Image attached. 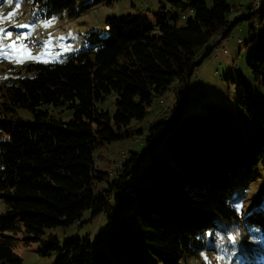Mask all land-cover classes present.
<instances>
[{"label": "trees", "instance_id": "trees-1", "mask_svg": "<svg viewBox=\"0 0 264 264\" xmlns=\"http://www.w3.org/2000/svg\"><path fill=\"white\" fill-rule=\"evenodd\" d=\"M31 2L42 17L77 2L81 10L91 5ZM259 2L230 19L238 7L229 0H159L149 11L154 24L136 12L107 16V28L89 31L85 45L62 61L29 62L0 79L1 264H20L13 250L18 240L39 239L60 224L80 225L85 210L107 214L106 248L88 237L61 244L53 238L43 246L44 253L58 252L53 264H183L203 250L229 247L231 227L244 230L243 264H264L263 251L249 252L264 250V198L239 212L234 207L264 173V102L238 77L247 125L219 103H207L203 113L185 110L194 67L243 18L253 20L246 64L264 86V0ZM169 89L174 102L165 115L121 131ZM112 92L110 113L98 102ZM124 137L138 140L120 166L111 174L98 168L95 146Z\"/></svg>", "mask_w": 264, "mask_h": 264}, {"label": "rangeland", "instance_id": "rangeland-1", "mask_svg": "<svg viewBox=\"0 0 264 264\" xmlns=\"http://www.w3.org/2000/svg\"><path fill=\"white\" fill-rule=\"evenodd\" d=\"M85 1L90 2L89 8L81 10L80 2H77L74 6L56 12L51 17H42L35 14V7L31 0H3L0 7V28L5 31H0V45L5 47L0 48V53H7V55L0 54V79L13 76L14 72L17 73L16 70L20 72L19 69L23 67V64L29 62L62 61L66 54L85 45L84 39L89 31L102 33L107 28L106 25L103 26L107 16L136 12L145 16L148 23L154 24L155 16L149 11L159 5V0ZM229 2L238 7L230 13L229 18L232 19L235 15L243 13L249 3H252V8L257 9L261 1L229 0ZM181 14L182 12L177 18L179 24L185 20ZM185 14L187 12H184ZM49 21L51 23H48ZM252 23V19H240L225 37L218 36L215 39V47L194 67L187 83L189 93L185 102V110L189 109L191 115L203 113L207 103H219L234 114L241 126L247 125L238 102L241 86L238 77L243 78L257 98L264 102V86L253 79L246 64V57L252 44L245 46V42ZM17 30L20 31L18 36L14 35ZM25 39H30L35 44L34 49L29 50L24 46ZM13 42H16L15 48L6 47ZM37 56L40 57L39 60L35 59ZM229 72L233 76L229 75L224 78V75ZM169 95H171L170 89L161 96L153 97L143 118L141 120L132 119L121 131L137 126L146 127L150 122L165 115L168 112V106L172 103ZM114 97L113 92L107 94L101 102H98V107L112 113L115 109ZM161 100L163 102H160ZM19 112L28 116V112L24 109H20ZM135 140L137 141L138 138L136 137ZM135 140L131 137H124L96 145L93 155L97 167L110 174L113 173L116 163H121ZM163 144L164 141H162ZM256 176L258 178L255 177L236 200V204H241L244 209L263 203L261 199L264 198V173L261 172ZM4 208V203L0 199V214ZM115 208L118 212L124 210L118 206ZM80 219L82 221L80 225L60 224L46 228L39 239L27 242L18 240L13 250L21 258L20 264H53L58 252H43V246L53 238L61 244L68 237H88L95 246L105 249L107 246L106 231L110 225L107 214L102 211L92 215L89 210H85ZM237 232L238 236H236ZM243 234L244 230L241 227H231V236H236V239L235 241L229 239L226 242L229 247L203 250L199 258H188L183 264H243L244 254L247 251L246 246L243 245L247 242L243 239ZM21 236L23 237L20 234L19 237ZM260 251L264 252L259 248H254L249 252L250 255L256 256L261 255Z\"/></svg>", "mask_w": 264, "mask_h": 264}, {"label": "snow or ice", "instance_id": "snow-or-ice-1", "mask_svg": "<svg viewBox=\"0 0 264 264\" xmlns=\"http://www.w3.org/2000/svg\"><path fill=\"white\" fill-rule=\"evenodd\" d=\"M48 23H51V22L49 21ZM20 27H24V25H20ZM0 31H5V29L0 28ZM8 34L10 35V33H8ZM15 46H16V42H13V44L7 45L6 47H8V48H15ZM2 47H5V46L0 45V48H2ZM21 50H23V48ZM0 54L7 55V53H0ZM28 58H32V57H28ZM35 59H38L39 60L40 57L37 56V57H35ZM234 207H235V210L237 212H239L241 210L242 205L238 203V204L234 205ZM238 235H239V233L237 232L236 236H238ZM236 236H230L229 239L235 241ZM218 259H219V257H218Z\"/></svg>", "mask_w": 264, "mask_h": 264}, {"label": "crops", "instance_id": "crops-1", "mask_svg": "<svg viewBox=\"0 0 264 264\" xmlns=\"http://www.w3.org/2000/svg\"><path fill=\"white\" fill-rule=\"evenodd\" d=\"M170 98L172 99V103L169 106H171L173 104V102H174V95H173V92L172 91H171V95H169V99ZM160 102H163V100H161ZM75 223H79V222L76 221Z\"/></svg>", "mask_w": 264, "mask_h": 264}, {"label": "bare ground", "instance_id": "bare-ground-1", "mask_svg": "<svg viewBox=\"0 0 264 264\" xmlns=\"http://www.w3.org/2000/svg\"><path fill=\"white\" fill-rule=\"evenodd\" d=\"M30 47H31V46H30ZM116 166H120V164H117V163H116Z\"/></svg>", "mask_w": 264, "mask_h": 264}]
</instances>
